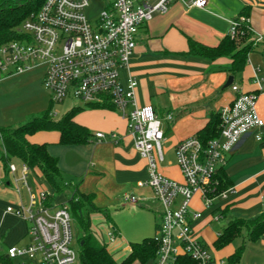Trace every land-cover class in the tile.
Listing matches in <instances>:
<instances>
[{"label": "built area", "instance_id": "2783aa9c", "mask_svg": "<svg viewBox=\"0 0 264 264\" xmlns=\"http://www.w3.org/2000/svg\"><path fill=\"white\" fill-rule=\"evenodd\" d=\"M173 1L159 0L148 5L141 0H112L91 22L85 15L89 0H46L19 27L21 37L0 46V81L44 67L43 83L55 104L66 98L85 105L112 103L128 121L135 148L148 161L149 176L142 185L152 190V199L161 205L155 264H174L181 254L198 264H212L209 246L194 229L202 212L192 207V201L198 194L205 207L210 208L217 199L226 197L228 190H221L218 184V169L226 165L246 135L253 134L258 142H264V119L257 108L258 95L264 93V77H253L258 92L231 85L235 97L219 111L220 136L205 145L195 134L174 147L182 181L159 171L158 164L165 160L162 121L151 104L137 102V80L130 76L124 85L121 71L129 68L141 25L151 20L155 12H165ZM208 2L190 0L186 4L205 8ZM242 24L255 33L256 44L264 41V35L253 30L248 16L231 19L229 35L236 37ZM96 138L116 140L117 135L97 132ZM32 171L24 162L9 165L10 182L20 202L8 206L7 211L27 223L31 240L26 245L9 246L6 254L11 259H21L20 264H80L78 248L72 244L74 219L70 210L63 204L49 203L50 189L39 185L36 179L31 183ZM123 200L135 205L149 198L126 193ZM114 232H109L112 242L116 240Z\"/></svg>", "mask_w": 264, "mask_h": 264}, {"label": "crops", "instance_id": "0c3cea01", "mask_svg": "<svg viewBox=\"0 0 264 264\" xmlns=\"http://www.w3.org/2000/svg\"><path fill=\"white\" fill-rule=\"evenodd\" d=\"M141 1L154 5L159 0ZM189 1L175 0L165 12H155L151 20L141 25L129 68L121 71V81L124 85H127L130 76L137 80V102L140 105L151 104L154 107L165 130L164 142L168 143L170 149L198 133L208 124L213 114L218 113L224 105L234 99L232 84H238L249 92H258L253 77L255 74L264 77V54L261 50L250 54L245 69L240 75L234 76V82L229 86L226 84L232 75L231 58L209 60L188 54L189 38L207 45H217L228 35L230 20L242 13L250 17L253 30L264 35V0H209L205 8L189 7L186 4ZM258 53L262 55L260 61L255 59ZM257 108L264 119V93L258 95ZM57 112L58 110L54 115ZM169 115H172L171 119L168 118ZM76 120L92 131L94 138L90 143L76 146L58 145L59 133L56 131L38 132L32 135L30 140L49 143L51 153L60 159L65 179L66 174L82 178L79 185L73 180L70 182L76 184L83 193H93L97 206L107 207V204L100 203V199L106 198L108 202L115 203L119 197H121L119 200H123L126 193L149 198L145 202L133 204L145 206L153 195L149 187L142 185L149 176L148 161L141 157L135 148L134 139L128 133L127 120L117 109L89 106H85L77 114ZM103 131L115 133L116 140L110 138L98 140L96 133ZM262 143L258 142L253 134L246 135L229 155L225 171L232 183L225 189L228 190L226 197L217 199L210 208L205 207L198 194L192 201V207L202 212V217L194 222V229L209 246L213 256L212 264H220V261L226 264H264V234L257 241H252L247 232L243 231V235L222 248H216L214 245L231 220H250L264 212ZM71 151L76 152L77 156L73 164L67 161V154ZM14 162L18 165L21 163L18 160ZM176 167L178 177L173 173L167 176L182 181L183 175L180 168ZM0 172L3 174V180L0 181L12 185L10 175L5 174L2 163ZM162 173L165 175L163 171ZM32 175L38 180L41 173L33 170ZM12 201L17 205L20 202L19 195L0 185V246L5 245V249L11 245L21 246L22 239L28 235L27 223L21 217L7 211ZM107 208L110 210V207ZM217 215H220L219 220L216 219ZM7 219L14 225L5 228ZM222 220L225 224L221 227L214 225L215 222ZM107 222L109 228L114 229L117 239L120 236L119 228L113 220ZM93 231L99 239L95 228ZM99 241L101 242L100 239ZM112 243H115L113 248L106 243L103 244L108 246L119 261L128 255L120 254L122 247L127 253L131 251V242L122 247L117 240ZM241 245H245V250L240 261L231 263L230 256ZM134 264L143 263L136 261Z\"/></svg>", "mask_w": 264, "mask_h": 264}, {"label": "trees", "instance_id": "16d2710c", "mask_svg": "<svg viewBox=\"0 0 264 264\" xmlns=\"http://www.w3.org/2000/svg\"><path fill=\"white\" fill-rule=\"evenodd\" d=\"M46 0H0V46L21 37L19 27L31 14L37 12ZM240 16H248L242 13ZM255 33L252 29L242 24L238 35L231 37L228 33L217 45H207L196 39L189 38L188 54L203 57L209 60H216L221 57H229L232 60L230 73L232 76L240 75L248 63L252 52L261 50L264 54V41L256 44L253 40ZM54 102H50L49 107L40 112L30 114L28 119L16 125H4L0 127V163L3 164L5 174L8 173L11 162L18 160L37 170L44 177L45 183L54 192H65L71 190L69 200L63 205L70 210L74 222L79 228V259L80 264H134L139 261L143 264L147 262L156 263L159 242L155 237H145L140 242H131V251L119 261L110 252L106 244L99 241L93 231L92 214L100 213L107 221L112 222V215L108 208L99 207L95 203V195L86 194L79 190L78 186L66 180L60 167V159L50 151L49 143L32 142L30 137L41 131H56L59 133L58 145L76 146L90 143L94 135L91 130L76 120L77 114L85 108L116 107L106 102L101 105L75 106L64 114L60 119L54 115ZM221 118L219 112L213 114L208 124L196 135L203 144L220 136ZM264 146V142L262 143ZM218 184L221 190H225L231 185L225 166L218 169ZM53 194L49 197V203L54 204ZM157 228V227H156ZM246 231L252 241H257L264 234V212L258 217L250 220L233 219L222 230L214 245L222 248L231 243L235 238L243 235ZM245 250V245H241L236 252L230 256L231 263H238ZM7 249L0 250V263L14 264L11 258L7 257ZM174 264H198L186 254L177 257Z\"/></svg>", "mask_w": 264, "mask_h": 264}, {"label": "rangeland", "instance_id": "374dc122", "mask_svg": "<svg viewBox=\"0 0 264 264\" xmlns=\"http://www.w3.org/2000/svg\"><path fill=\"white\" fill-rule=\"evenodd\" d=\"M109 1L112 0H89V5L85 9L86 17L91 22H94L103 11L105 4ZM255 57V59L258 61L262 59V55L260 53H258ZM43 73L44 67H38L30 72L9 77L6 80L2 79L0 81V127L4 125H16L22 123L28 119L30 114L40 113L49 107L51 95L43 83ZM78 104L83 105L81 101L74 98H66L63 103L55 104L54 114L56 113V110H58L55 118L62 116L70 108L73 106H78ZM163 148L165 160L158 164L159 171H163L166 176L169 173H173L176 175V177H178L176 173L177 170H175V167H178V165L174 149H170L167 142L163 143ZM75 153L76 152L71 151L69 154H67L68 163L70 162L73 164V160L77 157ZM169 161H172L173 164H168ZM2 176L3 174L0 172V180H3ZM65 176L67 180H73L78 185L82 179L80 177H70V175L68 176L67 174ZM33 182L34 178L32 177L31 183ZM37 182L39 185L47 187L42 175L39 177ZM0 183L3 188L11 190L12 193L13 191L16 192L14 186L7 185L6 181H0ZM50 192L55 198L56 205H61L67 202L71 196V190H67L65 192H54L53 190H50ZM120 198L121 197H119V199ZM119 199H117L115 203H110L106 200V198H103L100 199V203L107 204V207H110V211L112 212V220L120 230V236L116 239L118 244L121 245L120 247H122L124 244L128 245L130 242H140L145 237H155L159 235L157 233L156 227L157 222L161 218V205L157 200L151 199L145 203V206H133L128 204L126 201ZM9 204L14 205V202L12 201ZM92 223L93 229L95 228L96 234L98 235L101 242L106 243L108 246L113 248L115 243H112L110 240V228L107 219L102 214L95 213L92 215ZM224 224V220L214 223V225L218 227H221ZM8 225H14L10 219L6 220L5 228ZM73 234L74 239L72 244L77 249L79 245V228L75 222H73ZM30 240L31 239L28 237V235H26L25 238L22 239L20 245H26V243L28 244ZM0 250L4 252L6 250L5 245H1ZM119 252L120 254H129L126 250H124V247H122ZM11 261L14 264H20L21 259L14 258L11 259Z\"/></svg>", "mask_w": 264, "mask_h": 264}, {"label": "water", "instance_id": "95a60500", "mask_svg": "<svg viewBox=\"0 0 264 264\" xmlns=\"http://www.w3.org/2000/svg\"><path fill=\"white\" fill-rule=\"evenodd\" d=\"M233 82H234V76L231 75V76L229 77V79H228V82H227L226 86L231 85ZM7 257H8V255H7Z\"/></svg>", "mask_w": 264, "mask_h": 264}]
</instances>
